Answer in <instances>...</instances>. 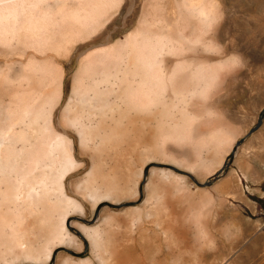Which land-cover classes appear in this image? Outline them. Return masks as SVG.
<instances>
[{"label":"bare ground","instance_id":"bare-ground-1","mask_svg":"<svg viewBox=\"0 0 264 264\" xmlns=\"http://www.w3.org/2000/svg\"><path fill=\"white\" fill-rule=\"evenodd\" d=\"M132 1L0 0L3 250L30 252L36 231L51 220V211L61 214L69 206L79 207L65 196L63 185L69 170L83 166L80 154L93 158L109 153L126 137L148 147L152 144L147 145L148 125L153 121L156 129L150 128L154 131L149 137L155 147L176 138L181 120L198 122L202 116H215L214 106L206 99L241 58L222 57L225 48L213 37L222 13L213 0H175L171 11L161 0H145L135 27L113 40L121 30L110 32L109 28L124 8L131 10ZM73 56L77 67L71 95L54 119V109L64 96L66 64ZM163 119L170 120L169 127L176 133L161 135ZM68 125L78 134V149ZM207 127L195 130L198 138L223 139V128ZM101 163L100 158L93 160L86 177L90 184ZM83 231L98 248L99 226Z\"/></svg>","mask_w":264,"mask_h":264},{"label":"rangeland","instance_id":"rangeland-1","mask_svg":"<svg viewBox=\"0 0 264 264\" xmlns=\"http://www.w3.org/2000/svg\"><path fill=\"white\" fill-rule=\"evenodd\" d=\"M144 1L133 0L130 11L124 8L109 28L121 30L113 40L135 27ZM213 2L222 13L213 34L225 48L222 57L241 58L206 99L215 116L181 120L176 138L161 140L163 147L152 145L153 121L149 148L126 137L109 153L80 154L83 166L69 170L63 185L65 196L79 207L51 211V220L36 231L31 253L1 247L0 264H264V0ZM174 3L161 0L169 11ZM76 58L66 64L64 96L54 119L71 95ZM169 125L162 120L161 135L176 133ZM216 125L224 129L217 143L195 134ZM67 129L78 149L77 132ZM96 158L102 163L90 184L86 177ZM98 226L97 248L83 228Z\"/></svg>","mask_w":264,"mask_h":264},{"label":"water","instance_id":"water-1","mask_svg":"<svg viewBox=\"0 0 264 264\" xmlns=\"http://www.w3.org/2000/svg\"><path fill=\"white\" fill-rule=\"evenodd\" d=\"M262 118H263V113L260 115L258 122L256 123L255 127L252 129V131L260 125ZM232 156L233 154H231L230 159L232 158Z\"/></svg>","mask_w":264,"mask_h":264}]
</instances>
